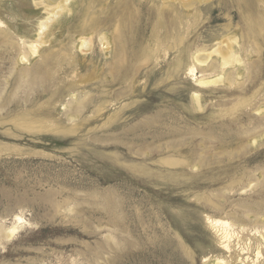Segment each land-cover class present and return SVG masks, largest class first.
Here are the masks:
<instances>
[{"label": "rangeland", "instance_id": "rangeland-1", "mask_svg": "<svg viewBox=\"0 0 264 264\" xmlns=\"http://www.w3.org/2000/svg\"><path fill=\"white\" fill-rule=\"evenodd\" d=\"M184 1L195 2L170 5L184 16L185 37L200 46L241 38L248 12L264 20V0ZM36 3L0 0V264H264V140L253 146L247 132L264 109V38L241 52L247 68L232 87L199 88L196 110L194 82L171 76L177 53L164 63L160 52L158 66L143 63L144 50L154 47L150 16L162 0H76L46 45L59 69L55 81L31 90L19 88V69L40 59L18 62L1 30L8 27L24 47L38 40L45 11ZM126 4L132 41L121 83L98 40L86 55L73 42L89 17L103 22ZM66 49L75 66L62 58ZM70 87L84 101L72 119ZM186 160L200 166L171 165ZM209 218L231 223L232 253ZM123 238L132 248H120Z\"/></svg>", "mask_w": 264, "mask_h": 264}, {"label": "bare ground", "instance_id": "bare-ground-1", "mask_svg": "<svg viewBox=\"0 0 264 264\" xmlns=\"http://www.w3.org/2000/svg\"><path fill=\"white\" fill-rule=\"evenodd\" d=\"M121 1L122 0H119V4L121 3ZM162 1L163 5L157 8L154 16L153 14L152 16H150L149 21H151V19L153 18L152 24L155 28L153 43L154 47L144 50L143 63L146 66H158L161 65V63H159V60L161 59L160 52L163 51L164 53V63L167 57L169 59L172 54L177 53L171 64V76L175 79H181L182 76H185V83L190 84V80L194 82L195 86H191L193 90L192 104L196 110H202L203 105L201 104L202 101L199 88H215L216 86L219 87L222 84L226 85V87L227 85L232 87L233 84L236 83L237 79L241 76L240 69L244 66L247 68L245 61H243L241 57V52L247 51L248 49V51L246 52V54H248L252 52L251 50H249L250 47L252 49L259 48V40L262 37L264 38V20L261 17L256 18L254 14L248 12L244 17V31L241 38H238L237 35L234 34L229 35L224 40H221L215 45L200 46L197 45V38H193L192 40L187 37L190 35L189 32H187L185 37L184 34L186 33V24L183 19L184 16H182V13L179 10L172 9L170 5V2H179V4L183 6V8L189 9L193 6L195 1ZM257 1L261 2V0ZM75 2L76 0H37L36 6L43 7V10L45 11V19L38 25V40H33V42L27 43L26 47H24L26 45L25 43L24 46H21L20 43L13 38V36L8 31V27L7 31L1 30V34L4 35V42L7 49L18 50V62L27 65L29 62H31V59L35 57H39L40 59L33 68H27L26 66L22 70L19 69V88H23V85L28 83V88L31 90H35L36 88H42L46 90L53 84L52 82L55 81L54 76H52L51 73L53 72V70L55 73L59 72V69L55 70L52 67L51 64L54 59L52 58V55L47 52L46 45H48L50 42V33L53 26L73 13ZM129 14L130 5L126 4L123 12L107 16L105 18L106 20L103 22L97 18L98 15L97 17H89L85 21V26L79 32L78 39L74 40L73 42L74 49L86 55L93 53L94 43L96 40H98V44L102 53L105 56H110L109 66L113 71L112 75L115 72L113 80L119 81L121 83L126 82L129 77V69H127L126 67L128 63L127 44L132 41V37L129 36V34L125 30L127 23L131 22V16H129ZM3 25L4 23L0 21V27H2ZM20 40L22 41V39ZM62 55L64 61H67L68 67L76 65L73 57L70 55V51L66 49L64 50ZM61 65H63L62 62H60L58 67H61ZM235 67H238V70H236L235 72H230V69H233ZM123 71L124 73H122ZM139 71L140 70H138V72ZM119 75L121 77H119ZM67 91L71 96V100H68L66 102V108H69L68 115L71 116L72 119L77 117L78 114L82 112V110L84 109V101L81 99V101H78V97H76L74 91H71V87L67 88ZM58 94H56V96H58ZM61 95L62 93L59 96ZM72 105H74V107H72ZM100 109L101 107H99V110ZM258 114L260 115L262 120H257V123H255L257 124V126L254 128V130L252 129L251 131H247L249 135L251 134L248 139H250V142L253 146L259 145L260 141L264 140V109H259ZM177 147L178 145L176 146V148ZM186 161L187 162L185 163L173 161L171 162V165L181 167L185 166L192 169L198 168L200 166V161ZM15 221L18 225H20L23 223V218L20 216H16ZM208 221H210V224L214 228H220V230H222L223 249L225 250V252L227 251L229 253H232L233 249L231 247V223L227 220L220 219L211 221L210 218L208 219ZM18 225L6 230L8 231V233L6 232V238L12 237L17 232ZM122 243L123 244L120 248H122L123 250L125 245H128V248H132L131 246H133V242L131 244L130 240L126 238L122 239ZM260 254L261 253L258 252L257 257H259ZM218 264L224 263L218 262Z\"/></svg>", "mask_w": 264, "mask_h": 264}]
</instances>
